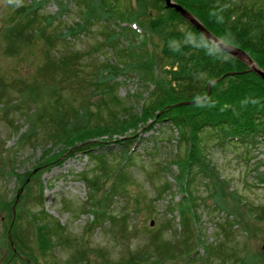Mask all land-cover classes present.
Returning a JSON list of instances; mask_svg holds the SVG:
<instances>
[{
    "label": "rangeland",
    "instance_id": "374dc122",
    "mask_svg": "<svg viewBox=\"0 0 264 264\" xmlns=\"http://www.w3.org/2000/svg\"><path fill=\"white\" fill-rule=\"evenodd\" d=\"M114 1L110 6L123 11L122 18L100 16L105 12L100 0H0V238L6 233L13 248L14 211L27 183L22 180L30 178L25 208L32 214L42 208L51 225L56 221L65 230L67 244L54 242L42 255L35 250L34 229L23 220L22 241L37 258L28 264H264V139L220 143L215 132L204 130L205 168L196 166L191 178L182 174L186 134L161 119L143 122L141 108L154 83L169 82L161 58L163 36L173 29L185 33L186 27L168 20L171 14L153 5L155 0H138L134 10L128 0ZM225 2L264 7V0ZM24 6L42 22L38 28L45 27L43 34L56 37L50 45L36 28L26 37H10L9 28L27 15L20 13ZM91 7L93 14L87 12ZM134 19L147 33L141 39L127 29ZM123 24L120 31L117 26ZM70 26L74 31L67 33ZM73 51L84 66L79 86L61 83L55 70L61 56ZM101 66L98 79L109 82L125 107L118 108V118L139 111L142 118L109 138L101 134V139L89 140L92 144L83 152L76 139L73 146L54 139L43 117L59 113L55 98L59 106L73 107L70 112L83 109L90 116L107 97L100 81L93 82L94 68ZM97 156L104 158L99 166L92 160ZM180 208L190 214L186 224L193 235L186 231L184 237ZM222 222L228 224L227 233L219 227ZM183 238L188 240L186 253ZM166 242L172 245V259L155 255L156 246ZM167 248L162 246V252ZM8 251L0 241V264ZM191 252L192 261L187 256Z\"/></svg>",
    "mask_w": 264,
    "mask_h": 264
},
{
    "label": "trees",
    "instance_id": "16d2710c",
    "mask_svg": "<svg viewBox=\"0 0 264 264\" xmlns=\"http://www.w3.org/2000/svg\"><path fill=\"white\" fill-rule=\"evenodd\" d=\"M107 1L110 4H106L105 0H100L99 4L104 8L105 12H100L99 15L105 17L107 14H116L122 18L123 11L118 13L113 6H110L111 3L117 2L114 0ZM175 1L224 45L244 52L251 58L256 67L264 72V7L255 9L245 4L235 6L226 4V2L225 4L222 3L224 0ZM137 2L138 0H128V8L136 9ZM161 2L162 0H155L153 5L165 10L166 8ZM34 5L38 6V3H34ZM35 6L32 5L33 8ZM31 10L32 8L27 9L24 6L20 13L26 11L27 15L25 13V17L20 22L16 21L9 28L10 37L16 39L26 37L33 28H36L42 34L43 40L50 45L54 35L43 34L46 31L45 27L38 28L42 22L38 20L34 12L30 14L32 16L30 17L29 12ZM166 11L171 14L168 20L171 19L173 21L176 19L181 25H185L186 30L185 33L180 34L176 29V31L173 29L166 32L163 36L161 58L164 59L163 66L167 68L164 74L170 75L169 82L165 80L160 81L157 85L154 83V89H151L149 99L144 103L141 111L143 122H147L150 119L156 121L161 119L169 122L172 127H179V131L186 134L189 146L182 162L181 172L182 174L186 172L191 178L190 175L196 166H200V169L205 168L202 163L205 157H203L205 143L201 139V134L204 130L215 132V139L220 143H237L240 141L255 144L258 138L264 139V80L252 72L243 59L219 50L210 41L204 39L176 11L169 8ZM87 12L93 14L94 8H88ZM45 19L49 23V20ZM130 21H135V19ZM135 25L140 29V32L127 28L130 34L132 36L137 35L140 39L145 37L146 31L136 21ZM75 27L79 28L77 23H75ZM117 27H119L120 31L125 29L119 25ZM73 29L70 26V31H67V33L74 31ZM61 57L60 63H55L56 67L53 62L55 70L61 73L58 76L61 79V83L70 81L75 82L76 86L83 84L84 80L80 78V74L84 71V66L80 65L81 58H79L76 51L71 52V54L69 52L67 56ZM102 67L94 68L96 79L93 82L96 83L97 81L99 83L100 78L98 79V76L103 70ZM106 67L109 70L113 68L109 64ZM94 74H91L90 77L92 78ZM99 85L100 91L106 93L107 97L102 98V101L98 103L95 110L90 113V116L83 109H74V111L70 112L73 107L63 105L67 107L65 108L61 104L59 106L58 101L60 99H54L59 113L55 110V116L47 114L46 117H43V120H47V124L51 125L50 129L52 132L50 133L54 139L62 141L67 146H73L76 139V141H80L78 150L85 152L92 144L89 140L101 139V134L107 135L109 138L112 134L127 129L142 118L141 111L133 115L123 113L124 117L122 119L118 118L119 114H121L118 108L124 111L125 107L120 104L118 98L114 95V89L109 85V82L106 84V80H103L100 81ZM131 112L136 113L133 110ZM68 115L71 116L68 117ZM41 116V114L38 115L40 122H42ZM68 118L72 119V121H66ZM103 159V156H97L92 160L99 166ZM28 175H30V172ZM29 179L24 178L22 180V182L27 181V183L18 197L13 223L10 228L13 248L11 247V242H8L6 233L0 238V241H3L9 248L5 264H28V262L37 261L36 256L30 253L33 248L22 241L23 237L20 230L22 229L23 220L27 222L28 228L32 226L34 229L35 250L42 255L48 254L52 247L51 244L54 242L62 247L67 244L65 230H62V227L56 221L51 225L48 216L45 215L42 208L38 209L35 214L30 213L25 208L24 200L30 193L27 187ZM90 182L92 184L91 180ZM91 184H88L89 191L93 190ZM186 191L189 196V207L194 212L189 185L186 186ZM180 209L182 225L186 227L184 230L185 237L188 236L187 232H191L189 224V229L186 224L187 215L190 216V214L189 212L186 214L184 209ZM7 210L12 213L10 207ZM25 212L28 213L27 217ZM95 218L99 219L93 214V219ZM2 226L4 225L1 223L0 230L1 228L4 230ZM227 226V222L219 224L223 232H225ZM191 235H193L192 232ZM182 241L185 246V252H183L186 253L188 240L183 238ZM195 243H199L197 238H195ZM162 246L168 247L166 251L162 252ZM171 246L170 242H166L163 245L159 244L156 246L157 252L155 255H160L165 259H172L174 252L169 249ZM175 247V249L182 248L176 245ZM187 256H190L189 259L192 261L194 253L191 252ZM24 257L26 260H24Z\"/></svg>",
    "mask_w": 264,
    "mask_h": 264
},
{
    "label": "water",
    "instance_id": "95a60500",
    "mask_svg": "<svg viewBox=\"0 0 264 264\" xmlns=\"http://www.w3.org/2000/svg\"><path fill=\"white\" fill-rule=\"evenodd\" d=\"M163 1L165 8H170L176 11L184 20L188 21L204 39L213 42L219 50L229 55L235 56L239 59L245 58L250 70H252V72H254L258 77L264 80V72L254 65L253 61L248 55H246L241 50L234 49L222 44L220 41H218L215 36H213L208 30H206L195 18L192 17V15L188 11H186L179 4H176L171 0Z\"/></svg>",
    "mask_w": 264,
    "mask_h": 264
}]
</instances>
